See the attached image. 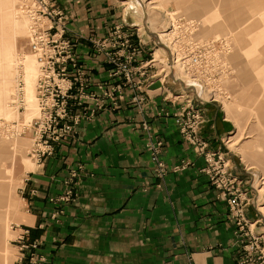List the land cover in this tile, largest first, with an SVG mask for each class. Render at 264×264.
Returning a JSON list of instances; mask_svg holds the SVG:
<instances>
[{
  "label": "rangeland",
  "instance_id": "obj_1",
  "mask_svg": "<svg viewBox=\"0 0 264 264\" xmlns=\"http://www.w3.org/2000/svg\"><path fill=\"white\" fill-rule=\"evenodd\" d=\"M24 1L0 0V251L5 256L0 258V264L45 261L39 251L41 238L31 237L30 228L15 220L23 170L33 164L41 166L56 156L62 140L77 139L79 124L91 120L107 98L114 109L130 92V99L141 113L149 98L146 87L155 83L161 90L173 89L166 101L174 108H161L156 115L172 118L179 139L194 149L202 163L196 166L194 160L182 158L168 167L162 159L164 140L152 133V122L144 119L137 128L146 137L144 149L153 175L161 178L170 171L196 167L206 177L213 198L226 207L235 263L264 264V0H138L146 18L136 2L130 5L127 0L125 7L136 22L128 24L121 19L99 37L71 30L70 12L54 0V5L67 15L62 37L69 41L64 55L70 57L64 68H58V77L67 79V83L62 89L53 87L51 126H45L40 133L34 125L38 115L36 95L31 94L36 81H29L25 71L32 64L39 73L38 62L30 51V22ZM206 4L210 5L208 12H204ZM7 12L12 13V18L25 20L27 29L12 26ZM186 21L197 26L195 40L212 43L208 52L225 53L224 64L219 56L212 57V72L197 88L174 62L177 48L183 49ZM167 31L171 38L165 39ZM84 40L110 66L109 76L117 78L112 86L107 87L105 81L95 83L90 67L78 58L76 48ZM206 52L186 48L181 58L187 65L202 69L209 66ZM190 68L186 66L191 75ZM94 85L101 88L100 92L93 89ZM21 96L25 100L20 104L17 98ZM57 107L63 108L62 116ZM212 120L225 127L218 139L203 135ZM83 172L80 163L68 170L62 179V191L48 198L53 208L39 224L41 229L52 222L59 223L64 206L75 203L76 186Z\"/></svg>",
  "mask_w": 264,
  "mask_h": 264
},
{
  "label": "crops",
  "instance_id": "obj_2",
  "mask_svg": "<svg viewBox=\"0 0 264 264\" xmlns=\"http://www.w3.org/2000/svg\"><path fill=\"white\" fill-rule=\"evenodd\" d=\"M57 1L71 14L70 29L83 36L99 37L121 19L136 22L125 7L127 0ZM129 1L146 18L144 6ZM84 42L76 48L78 58L90 67L95 83L112 86L117 78L109 76L110 66ZM146 89L149 98L141 113L130 92L114 109L107 98L91 120L79 124L77 139L62 140L56 156L23 170L15 220L30 228L31 237L41 238L43 264H236L226 207L213 198L206 177L196 167L153 175L146 137L137 128L144 119L164 140L162 159L168 167L182 158L198 166L202 158L179 139L171 117L156 115L161 108L174 110L166 101L173 89L161 90L157 83ZM224 131L212 120L203 135L218 139ZM76 163L83 165L84 174L75 203L64 206L59 223L41 229L53 208L48 198L62 191V179Z\"/></svg>",
  "mask_w": 264,
  "mask_h": 264
},
{
  "label": "built area",
  "instance_id": "obj_3",
  "mask_svg": "<svg viewBox=\"0 0 264 264\" xmlns=\"http://www.w3.org/2000/svg\"><path fill=\"white\" fill-rule=\"evenodd\" d=\"M54 3V0H26L22 4L30 22L28 35L30 51L39 65L35 87L38 116L34 121L39 133L45 126L47 128L51 126V112L55 101V92H52L53 87L56 85L62 89L67 83V79L58 77V68H64L65 64H68L66 60L70 57V54L67 57L64 55L66 49H69V41L67 42L62 37L66 27L65 18L67 15ZM184 26V38H186L189 30L186 23ZM186 48L203 50V46L198 44L186 46L183 51ZM175 55L177 57L178 52H175ZM193 61L196 62V60ZM22 101L23 99L20 98V104ZM57 109L58 115L62 116L63 108L57 107Z\"/></svg>",
  "mask_w": 264,
  "mask_h": 264
},
{
  "label": "bare ground",
  "instance_id": "obj_4",
  "mask_svg": "<svg viewBox=\"0 0 264 264\" xmlns=\"http://www.w3.org/2000/svg\"><path fill=\"white\" fill-rule=\"evenodd\" d=\"M19 12V11H18ZM16 14V13H15ZM18 14V13H17ZM16 14V15H17ZM6 17H7V20L10 22V23H12V26H15L18 30H25V29H27V27H28V23L25 21V20H22V18L21 19H18L17 17L16 18H12V13H10V12H7V15H6ZM171 19V18H170ZM175 19H172L171 21V23H173V21H174ZM6 22V21H5ZM173 26V25H172ZM186 26L188 27V30H189V33H188V35H187V37L186 38H184L183 39V42H184V44H183V48H185L186 46H192V45H195L197 42H199V45H201V46H203V50H207V52L205 53V55H204V57L206 56V59H208L209 58V60H208V62H209V66H204L202 69H199L196 65H187L184 61H183V59L181 58V53H182V51H183V49L182 50H180L179 48H177V51H178V55H177V57H176V59H175V65L176 66H179L181 69H183L184 70V72H185V77L186 76H188L189 77V79H191V84H193L196 88H197V86H198V84H204V82H205V80H206V78H207V73H210V72H212L211 70H210V68L211 67H214V65L213 64H211V63H214L215 62V60H214V58H212V57H220L221 58V62L223 61V59H224V52H222V53H218V52H215V51H211V50H209V52H215V53H209L208 52V49H210V46L212 45V43L211 42H200V41H198V40H195L194 38H195V32L197 31V26L194 24V22H192V21H186ZM19 32V31H18ZM167 36L165 37V39H168L169 37H170V35H171V32L169 31H167ZM161 37V44H164V41H162L163 40V36L161 35L160 36ZM171 38V37H170ZM160 40V39H159ZM165 42H167V41H165ZM169 43V42H168ZM201 43V44H200ZM169 45V44H168ZM165 46V45H164ZM169 48H170V46H169ZM227 52V51H226ZM33 54V53H32ZM226 58H227V56L225 55V60H226ZM227 63V62H226ZM222 64H224L223 62H222ZM207 65H208V63H207ZM39 66V65H38ZM186 66H189V67H191L190 68V71H191V75H190V73L187 71V69H186ZM224 66H226V64L224 65ZM192 69H193V71L194 72H192ZM25 71H26V75H27V77L29 78V81L30 80H32V79H35V81H36V79H37V76H38V67L36 66V65H32V64H30V65H27L26 67H25ZM182 71V70H181ZM184 74V73H183ZM33 85L35 86V82L33 83ZM204 86V85H203ZM3 92V91H2ZM2 92L0 91V100L2 99ZM35 92V90L34 91H32L31 92V94H33ZM15 93H16V91H15ZM14 93V94H15ZM20 93V92H19ZM21 94V93H20ZM20 98H22V96L20 97ZM20 98H17V101L19 102V99ZM23 99L25 100V98L23 97ZM2 103V102H1ZM38 116V115H37ZM13 127V125H10V128H12ZM13 132V131H12ZM14 133V132H13ZM16 134V133H15Z\"/></svg>",
  "mask_w": 264,
  "mask_h": 264
}]
</instances>
